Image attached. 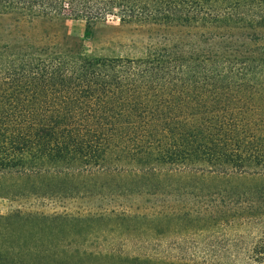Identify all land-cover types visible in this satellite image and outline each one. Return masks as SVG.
I'll return each instance as SVG.
<instances>
[{
    "label": "trees",
    "instance_id": "1",
    "mask_svg": "<svg viewBox=\"0 0 264 264\" xmlns=\"http://www.w3.org/2000/svg\"><path fill=\"white\" fill-rule=\"evenodd\" d=\"M0 13L82 19L87 31L117 17L167 33L141 58L0 50V174L15 176V195L135 199L24 222L112 221L126 239H152L175 221L178 233L209 234L215 256L147 251L133 264H264V0H0ZM144 196H163L158 215L137 212ZM3 237L0 264H86L13 256Z\"/></svg>",
    "mask_w": 264,
    "mask_h": 264
},
{
    "label": "rangeland",
    "instance_id": "2",
    "mask_svg": "<svg viewBox=\"0 0 264 264\" xmlns=\"http://www.w3.org/2000/svg\"><path fill=\"white\" fill-rule=\"evenodd\" d=\"M177 30L172 29L174 34ZM166 34V30L161 26L121 23L117 17H109L107 22L98 23L87 31L86 22L82 19L56 20L38 17L32 20H17L15 14L0 13V50L7 49L9 53L15 52V44L23 47L29 44L31 51L141 58L151 55L154 49L161 48L162 37ZM162 198L163 196L137 198L136 202L141 206L137 212L148 216L158 215V211L151 209V206L162 204ZM116 199L98 196L57 199L15 195V176L0 174V217H13L9 223L0 224V232L4 236L5 245L14 251L13 256H32L33 252L39 250L42 253L33 256L75 255L85 260L86 264H115L112 257L119 264H133L132 257H146L143 254L147 251L153 257L171 261L182 258L200 261L205 256H215L216 252L208 247L209 234H197L194 231L178 233L179 231H173L175 221L172 225L162 223L161 231L152 239L145 234L136 236L135 239H126L113 231L112 221H106L105 225L94 229L82 227L76 221L60 222L53 226L50 222L38 220H34L35 223L24 222L25 216L31 215L33 220L35 214L46 217L59 214L78 218L105 211L109 213L113 206L117 208L119 202L127 204L133 198ZM177 201L181 202L180 198ZM170 202L171 200H168L167 203ZM15 215L23 220L16 219L18 217L15 218ZM179 222L185 224L183 220ZM6 235H11V239L6 238ZM69 243L74 246V250L69 247ZM58 248L62 250L59 255L56 254ZM65 249L72 251L67 252ZM110 251H114L118 256L121 254L120 260L112 256Z\"/></svg>",
    "mask_w": 264,
    "mask_h": 264
}]
</instances>
